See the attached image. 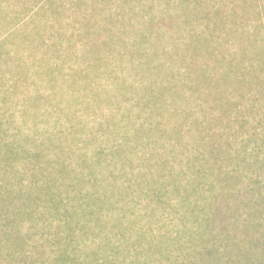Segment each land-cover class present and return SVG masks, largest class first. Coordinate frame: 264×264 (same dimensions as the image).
<instances>
[{
  "label": "rangeland",
  "instance_id": "1",
  "mask_svg": "<svg viewBox=\"0 0 264 264\" xmlns=\"http://www.w3.org/2000/svg\"><path fill=\"white\" fill-rule=\"evenodd\" d=\"M145 35L151 38L147 41ZM198 36L203 37L201 43ZM259 48H264V0H0V151L2 143H13L25 151L18 149L19 172L9 173L8 188L17 189V179L25 186L31 185L34 170L48 177L49 171H42L48 165L47 159L53 165L65 162L75 171L73 174L68 170L71 176H58V192L64 198L69 183H80L90 171L95 176L87 178L93 183L103 180L107 176L104 169L81 168L80 162L83 157L95 160L99 144L83 151L78 145L91 142L96 133L105 135L109 142L119 139L121 135L99 127L100 122H112L111 117L119 113L132 114V120L137 121L128 125L131 132L136 125L147 133L145 130L162 124L164 134L156 131L151 137L155 144L138 146V150L150 160L161 161V165L173 163L176 174H186L189 162L207 158L204 138L211 130V142L226 148L224 168L237 169L238 173L226 183L207 172L205 178L192 180L193 186L200 188L205 182L215 185L218 195L210 209L211 233L218 238L216 246L233 239L242 251V242L257 240L263 225L261 214L250 217L247 208L248 201L263 207V66L254 63L257 72L248 74L243 84L237 85L232 74V82L219 92L209 89L202 73L210 68L209 77L217 78L228 74L227 70L233 72L242 61L251 66L250 57ZM245 51L248 57H241ZM148 82L156 83L157 88H149ZM194 85L200 87L198 93L191 91ZM171 86L185 92L165 94L163 104L168 109L160 112L155 106L156 92ZM232 97L239 105V120L236 115L232 119L238 121L228 120L231 108L225 105L219 110L216 106ZM150 117L152 124L147 127ZM120 118L118 115L117 120ZM170 137L174 153L170 154L172 146L167 149L168 155L160 154ZM245 149L249 150L246 157L242 153ZM36 152L44 158L42 167L30 159ZM3 154L0 152V156ZM5 158H9L7 153ZM152 171L158 177L163 174L155 165ZM92 182L82 185L83 195L96 191ZM97 187L101 188L99 184ZM222 190L228 195L233 190L231 200L222 198ZM248 192L254 198L248 200ZM2 195L0 188V199ZM205 195L211 197L210 193ZM125 198L104 213L103 227L95 228L88 236L78 231L76 237H70L80 244L79 255H111L118 263H129L136 255L144 254L146 261L150 259L154 264H179L176 256L184 253L182 264H189L193 260V239L196 251L200 250L202 237L206 246L214 240L199 227L204 211H209L203 198L193 199L187 207L171 191L166 199L172 202L159 205L135 187ZM223 200L236 211L229 210ZM194 204L197 210L192 209ZM45 206V211L44 204L31 207L29 210L36 212L31 218L16 219L21 234L13 235L22 237L24 245L9 248L6 253L16 257V250H21L17 264L28 257L27 261L47 260L55 250L54 241L67 238L56 237L63 230L59 226L63 210L57 213L49 204ZM104 229L107 239L101 234ZM191 229L194 238L178 237V233ZM225 232L227 237H222ZM161 237L174 239V247ZM114 247L123 252L114 256ZM0 263L4 264L2 260Z\"/></svg>",
  "mask_w": 264,
  "mask_h": 264
},
{
  "label": "trees",
  "instance_id": "2",
  "mask_svg": "<svg viewBox=\"0 0 264 264\" xmlns=\"http://www.w3.org/2000/svg\"><path fill=\"white\" fill-rule=\"evenodd\" d=\"M58 34L59 37L62 36V32ZM144 38L148 41L151 37L149 35H145ZM196 39L200 43L203 41V37L201 36H198ZM247 53L248 52L246 51L242 52L241 57H248L246 56ZM250 59H252V62L250 61L251 64H249L251 66L246 65L247 61H242V63L235 66L236 68H234L233 72L231 70H227L228 74H224L223 76L222 74H219L217 78H212L213 76L209 77V75L212 74L211 69H205L202 73V76L205 79L204 81L208 83L209 89L211 88L210 90H214L216 92H219L223 86L229 85L232 82V74L235 77V82L237 85L240 83L243 84L247 82L246 79L248 74L257 72L254 63L261 64L263 68L260 70V72H264V48H259L257 53L253 57L251 56ZM248 67H250V69ZM204 76L209 78L206 79ZM155 84L156 83H154V85L149 83L148 87L154 90L158 86ZM199 89L200 87L198 85L191 87V91L194 93H198L200 91ZM171 92H174L176 95L177 92L185 91L180 90L177 86H171L167 89L161 87V89H158L155 96L157 100V102H155V106L160 109V112L166 111V109H168L165 104H163L165 103L164 95H168ZM95 98L97 97H94V99ZM145 101L147 102V100ZM177 104V102L174 103V105ZM138 105H141V103L138 102ZM225 105L226 107L232 109L228 113L226 110V113L230 114L228 120H239L236 112L239 108V105L236 103L234 97H232L231 100H229L226 104L221 103L220 105L218 104L216 106L217 109L219 108L220 110L221 107H225ZM118 115H121L119 121L117 120ZM234 115L237 116V119H232L234 118ZM111 118L113 120L112 122H100L99 127L102 130L104 129L103 131L112 130L113 133L116 132L117 135H121L119 139H116L113 142L110 140L109 142V139L106 137L104 138L105 135L96 133L92 135L91 142L89 141L78 145L79 150L83 151L89 148L92 149L91 144H99L98 149H95V160L92 158L89 160L87 157L80 158L81 168H102L106 171L107 176H105V178L100 182L95 180V178L93 183L92 179L95 176L93 172L90 171V175L87 176L82 175L83 178L80 179V183L72 181L67 186V198H64L63 194L58 192L57 186L58 182L60 181L59 177L61 175L71 176L70 172L74 174L75 171H71L65 162L56 163L53 165V163H50L51 161L47 159L48 165H44V161H42L44 158H42L43 156H41V154L38 152L35 153L34 157L29 155L30 159H32V162L36 164V166L40 165L42 167L44 165V169L42 171H49L50 175L46 177L44 176V173L41 172L39 174L34 170L31 175L32 177H35V179L32 180L31 185L25 186V183L22 180L18 181L17 179V183L19 182L18 188L16 189L15 186H13L12 189H9V185L7 184V180H9V173L19 172L18 166L16 164V157H19L18 149L20 148L13 146V143L11 145L9 143H2L4 144V148L0 152H4V154L3 156H0V180L4 186L0 188L4 191L5 195H2L3 197L0 199V261L2 260L4 264H10L11 262L17 264V260L20 258L19 256L21 250L19 249L16 250V257L13 254L6 253V251H9V248H18L19 246L23 247L24 245V240H22V237L21 239L20 236L13 235V233H17L18 235L21 234L17 229V226L20 224L16 221V219L22 218L24 216L31 218L32 215L36 213L32 210H29L31 207H38L41 204H44L45 211L47 210L45 204H49L51 207L56 209L57 213H59L60 210H63V216L59 218L61 220V224H59V226H61L63 230L57 232L56 237L67 238L61 240L56 239V241H54L55 243L53 248L55 250L51 252L52 255L47 260L40 261V259L35 260L31 258V260L27 261L29 259L28 257L25 260H20L21 263L18 264H154V261L150 259L146 261L144 254L140 256L136 255L134 257L135 261L133 262L131 260L129 263L128 260L118 263L111 255L104 257L101 256V254L90 255L84 253L83 255H79V249L77 248H79L80 244L75 243L73 238H70L76 237V232L78 231H80L84 236L92 234V231H95V228H99L103 225L104 213L110 209H113L115 205L122 202V200L127 199L125 197L128 196L129 190L132 187H135L138 188L141 193H147L148 196L153 197L156 201V204L159 205L172 202L171 199H166L167 193L171 191L184 206L188 207L189 203H191L193 199H197V197H200L199 199L201 201L203 198L205 205H209V211H204L205 216L199 227L203 229V232L211 234V237L214 239L211 242L214 241L215 243L212 247L209 246L211 242L208 246H206L207 244L204 242V237H202V249L200 245V250L196 251V247L192 246L194 242L193 239V242H191L192 244L190 245V249L192 250V252H190V257H192L193 260L189 264H264V196L260 199L263 206L262 208H259V205H251V201H248L247 203L248 211L250 210V217L261 214L260 220L263 225H261V230L259 231L260 237H258L257 240L250 239L243 241L242 244H244V249L242 251H240L241 249L239 245L233 239L223 240L219 244L220 247L216 246L218 238L214 237V234L211 233L212 209H210V204L216 201L215 197L218 195V191L215 189L216 187L213 183L208 182H205L203 185L200 184V188H196L193 186L192 180L195 181L196 178H205L207 172H210L211 175H215L218 179L221 178V180L224 182L229 183L233 178H235L234 175L238 173V170H226L224 168V163L227 161V159L223 160V155L224 158L226 157V148L219 142H211V139L214 138V136L211 134V130L207 132L204 138L207 158L204 157L202 160L197 159V161H195L193 164L189 162L190 160H188V164L190 165L189 171L186 174H176L177 170L174 172L175 166L173 163L166 162V164H163V166L161 165V161L150 160L146 154H143V152L138 150V146L148 148L152 146V144H155L152 142L151 137L156 131L164 134L165 129H163L162 124H156L151 127V129L145 130L147 133H142L138 129L139 127L136 125L134 132H131L132 128L128 127V125L130 122H137L132 120V114L119 113L117 116H113ZM151 121L152 117H150L149 121L147 119L145 126L147 125L148 127L149 124L151 125ZM207 122H209L208 119ZM207 122L205 124H207ZM205 124L203 126H205ZM118 125L120 127H117ZM170 139L171 137L168 139L167 145L161 148L160 154L168 155L167 149L172 146L173 148L172 151H170V154L174 153V143ZM105 140L108 141V143ZM20 150L25 153L24 150ZM6 153L9 158H5ZM242 153L246 157L249 153V150L245 149L242 151ZM26 154L28 155L27 152ZM131 156H134L135 158H132ZM184 156L186 155L184 154ZM1 159L3 161H1ZM179 161L183 162L182 160ZM154 165L162 170L163 174L161 177H158L159 174L156 175L153 173L152 169L154 168ZM191 169L194 170L193 173ZM68 170L70 171L69 173ZM88 176L92 177V179L90 180L87 178ZM174 176H177L175 180ZM172 179L174 182H172ZM91 182L93 187L97 188L96 191L83 195L82 192L84 188L82 185L85 186ZM98 184L101 187L100 189L97 187ZM191 188H193V190L190 191ZM183 190L185 193H183ZM163 191L169 192L164 193ZM230 192H233V190H230ZM230 192L228 195L224 194V191L222 190V198L228 199V201L231 200L233 194ZM208 193L211 194L210 198H207L205 195ZM184 195L185 197H183ZM247 195L249 196L247 198L248 200L254 198V195L251 194V192H248ZM223 202H225V205L229 210L236 211V209L232 207L227 201L223 200ZM194 205L195 206L192 209L197 210V204ZM11 223L15 224V226H13ZM196 223L198 224V222ZM72 225L75 227H72ZM105 231L106 229L102 230L101 234H104V239H107L109 236L105 233ZM187 236H193L194 238V231L191 229L190 232L184 231L182 233H178V237ZM221 236L227 237V233L225 232ZM162 239H166L169 243L172 242L171 244L173 246L171 248L174 247V239H169V237H161V240ZM122 252L123 250L120 247H114L112 249L114 256H118ZM183 255L184 253H181L176 256L178 258L179 264L184 263L182 261Z\"/></svg>",
  "mask_w": 264,
  "mask_h": 264
}]
</instances>
